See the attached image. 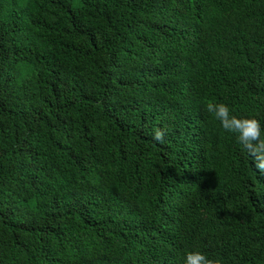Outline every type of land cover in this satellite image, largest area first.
<instances>
[{"label":"trees","instance_id":"obj_1","mask_svg":"<svg viewBox=\"0 0 264 264\" xmlns=\"http://www.w3.org/2000/svg\"><path fill=\"white\" fill-rule=\"evenodd\" d=\"M208 102L264 131V0H0V264H184L213 229L264 264Z\"/></svg>","mask_w":264,"mask_h":264},{"label":"clouds","instance_id":"obj_2","mask_svg":"<svg viewBox=\"0 0 264 264\" xmlns=\"http://www.w3.org/2000/svg\"><path fill=\"white\" fill-rule=\"evenodd\" d=\"M206 108L220 121L225 131L236 134L238 143L251 158L253 169L264 173V131L260 122L255 118H239L231 114L229 107L223 103L208 102ZM165 136L166 130L157 128L153 133V140L163 143ZM231 226L232 222L229 223V227ZM211 234L213 240L210 244L215 250L213 255L208 257L199 251H189L185 255L184 264H235L239 261L238 251L234 250V245L230 247L226 235L215 229ZM230 234L231 239L238 237L233 231Z\"/></svg>","mask_w":264,"mask_h":264}]
</instances>
